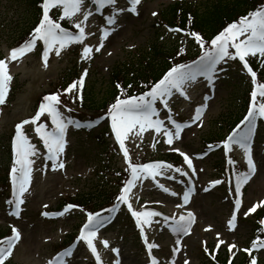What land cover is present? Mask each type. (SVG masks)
Listing matches in <instances>:
<instances>
[{
  "label": "rangeland",
  "instance_id": "rangeland-1",
  "mask_svg": "<svg viewBox=\"0 0 264 264\" xmlns=\"http://www.w3.org/2000/svg\"><path fill=\"white\" fill-rule=\"evenodd\" d=\"M172 1L176 0H141V3L136 6L138 14L129 11L120 12L117 15V23L108 25V13L111 15L114 9L105 12L103 16H97L95 7L88 0H85L87 9L92 11V16L89 17L85 29L87 36L85 42L79 45L76 50H74L73 45H67L61 50L60 56H56L54 52L51 64L44 67V62L38 57L37 48L18 60L6 59L10 55V50L14 48L15 41L23 28L34 22L36 6L31 5V3L24 4L21 0H0V57L6 59L9 73L13 77L7 93L8 101L4 108L5 111L2 112V119L0 120V180L2 178L5 180L2 185L7 186L11 183L10 176L5 178V172L1 171L5 166L10 165L11 130L15 129L17 123L30 119L35 114L39 107V95L46 91H52V85L62 78H68V74H71L70 77L76 74L72 81L78 80L83 71L87 69L88 75L85 78L84 87L80 90L82 99L73 100L74 97L70 93L69 101L67 100L71 108L74 107L73 104H78V109L70 112L65 108L61 109L65 117L78 121L77 115L74 114L83 112L81 106L85 107L87 98L94 97L95 100L101 101L102 98L106 97L109 89L108 73L113 66L124 60L134 59L138 53H141L140 51H146L147 47L154 41L167 48L179 41V36L171 34L170 31H161L158 34L154 31L153 27L155 26H152V20L155 16L152 13L160 11ZM185 1L191 2L188 4L201 7L209 0ZM116 8L127 9L129 7L123 0H117ZM53 13H55L54 16H59L62 14V9L59 11L54 9L50 15ZM76 19L79 21L82 16L78 15ZM106 27L110 30V35L103 40L104 47L96 52L95 49L101 43L102 29ZM85 45L90 46L93 51L89 54V58L82 59V50ZM230 51L234 52L235 49H230ZM235 62L236 59L227 60L223 65L230 66ZM236 68L241 69V66L232 65L231 72L235 73ZM241 72L243 73L237 74L238 79L247 73V71ZM225 73L226 69L222 73L217 72L216 76H220L217 77L218 82L216 81V83V76L212 81L207 80L205 84L203 82H190L185 86L187 98L179 93L174 94L169 99V108L177 110L176 115L169 113L168 108H165L162 103L156 105L160 114L166 113V115H159L158 117L164 121L165 127H173L169 115L178 123L190 125L183 129L181 139L174 140L171 147L179 148L190 156L194 176L190 174L191 179L189 174L181 175V173L177 174L168 170L155 179L148 177L137 182L129 193V201L134 210L155 208L167 217H175L176 219H179L181 215L187 216L191 212L195 218L191 224L190 233L184 235L172 232V220H168L170 221L169 225H163L159 223L157 217H148L151 223L144 225V231L148 243L158 245V247L151 249V255L154 258L158 255L161 256L159 264H172L173 260L176 264H184L185 260L188 261V264H202L205 257L196 245L203 239L213 244V249L216 250L217 254L226 250L224 255L226 264L230 263V257L231 262L239 261L241 253H247L248 256L253 253L256 258L264 259V253H260L263 248L253 249L251 253L244 251L245 248H250L253 241L248 230L252 226V221L249 220L251 212L247 216L244 215V212L255 201L264 197V136H261L264 135L263 130L259 131L258 135H254L255 141L251 149L256 172L244 185L245 192H242L243 189H241L242 196L239 198L242 201V207L237 212L235 227L231 229L227 223L231 218L232 211L230 202L232 195L225 187H228V183H212L220 179L222 173L219 174L218 170L223 168L221 166L216 168V160H212L213 158L209 155L210 151L202 155L204 150H198L200 140L203 137L227 135L232 131L226 127L220 129L219 124L216 123L217 121L224 122L225 115L224 117L220 115L224 110L227 116L232 115V112L237 110V103L233 98L235 96L233 92H236L237 89H235L234 82L226 83L229 79L224 75ZM247 75L250 77L249 74ZM129 86H131L129 83L124 85L126 94L131 92L132 86ZM60 92L65 94L63 88ZM202 105L206 107L203 108L200 118L193 120L196 109ZM107 106L108 104H103L102 109H100L102 111H99V114L96 112L98 118L103 117V119H99L97 123L87 128L88 130L85 129L84 124L81 128L74 125L69 126L66 135L67 144L59 157L60 161L64 163V168L57 167L53 170V167L48 164L44 153L45 149L39 148L40 138L34 131L35 126L31 124L24 126L30 141L36 146L37 153L36 156L31 157L35 160L32 165V180L28 192L25 193V202L21 205L18 217L11 214L13 213L12 204L6 198L7 192L10 190L12 192V189H1L2 192H0V227L14 226L21 234V239L11 256L12 264H48V261L56 256V252H59L54 250L53 245L59 244L64 238L67 239L73 229H77L76 235H78L87 218L84 217L85 214L71 210L59 217L57 221L48 222L46 216L42 215L43 210L56 209L63 196L66 195L86 194L93 191L95 193L97 188L102 191L106 188L105 182L115 178L117 170L125 169L126 162L115 138L112 136L111 143H109V139V141L106 140L107 142L100 144L101 139L98 134L100 128L107 123V117L104 115L107 113ZM103 111L105 113H102ZM40 122H47L45 115L42 116L41 121H38V123ZM137 132L138 128L134 129L129 133V138L124 141L131 160L136 161L145 153L149 156L157 152L171 151L170 146L164 143L166 137L154 129L148 128L139 134ZM154 144L155 147H153ZM214 148L212 147V149ZM227 154L239 157L245 167L247 166L244 151L238 145H231ZM227 154H224V150L218 153L220 158ZM136 162L138 163L140 160ZM168 177H182L183 180L180 178L174 180ZM188 179L195 182V193L189 189L187 191L184 186L181 196L175 198L170 194L177 190L175 188L185 184ZM231 180L236 182L237 177H231ZM112 182L114 185L118 183L116 180ZM158 183L168 188L169 192H164L159 188ZM185 192L189 193L190 203L184 201ZM234 193L233 196H235ZM125 207L127 209V205ZM122 209H118L116 214H122ZM117 215H115L114 222L100 228L93 241L101 258V264H150L149 258L146 259L149 250L146 248L140 233H133L126 223L127 221L115 223L117 222ZM105 240L108 242L107 247L103 243ZM177 240H180L181 243L177 244ZM221 240L224 243L217 248V244ZM229 244L237 245V248L232 249L231 253L228 249ZM75 245L73 255L65 257L66 264H97L95 257L84 241H77ZM112 249H118V252H114ZM174 249L177 251L174 252ZM142 252H145L144 256Z\"/></svg>",
  "mask_w": 264,
  "mask_h": 264
},
{
  "label": "snow or ice",
  "instance_id": "snow-or-ice-1",
  "mask_svg": "<svg viewBox=\"0 0 264 264\" xmlns=\"http://www.w3.org/2000/svg\"><path fill=\"white\" fill-rule=\"evenodd\" d=\"M91 2L96 6L97 11L107 5H111L114 11L107 17V24L115 25L117 23V15L120 12L129 11L138 14L136 6L141 3V0H129L131 7L127 9H117V0H91ZM39 8L41 9V13L38 17V22L30 33V37L19 46L12 48L9 57L6 58L7 60H18L25 54L33 51L37 47L38 41H42V60L44 62V67H47L50 52L54 51L56 56H60L61 50L67 45L71 43H84L86 39L85 29L87 27V22L89 17L92 16V11L87 9L85 0H41ZM54 9L57 11L62 9V14L55 19V13L50 15ZM78 15L82 16V19L79 21L76 19ZM152 15H156V13H152ZM65 19L73 24L78 32L74 33L62 27L60 22ZM190 21L191 17H189V22ZM112 30L114 31V29ZM176 31L181 30L176 29ZM109 35L110 30L107 27L102 29L101 43L99 47L95 49L96 52H99L100 49L104 47L103 40ZM188 35L195 38V41L200 46L201 55L197 60L192 61L191 64L174 63L156 82L148 87L147 91H144L139 96H127L123 99L117 96L114 102L109 104L107 110V115L111 118V129L115 134V141L119 144V149L123 153V158L127 163L125 171L129 172V177L124 181L123 187L115 197L116 203L112 208L108 209V211L115 212L120 208L121 204L127 205V210L131 213L132 217L135 218L136 226L140 229L141 238L144 240L146 248L149 250L150 264H158L156 258L151 255V249L158 247V245L148 243L144 225H149L151 223L148 217L160 216L161 213L156 211L134 210L129 201V193H131L138 181H142L148 177L155 179L158 175H163L168 170H174L175 172L181 173V175H187L188 173L184 172L182 168L179 167L173 169L172 164H166L163 161L143 164L132 163L124 141L129 138V133L134 129L138 128L137 134H139L148 128H152L157 133L166 137L164 143L170 146L171 151L178 152L179 155L183 157V161L189 169L193 168L192 159L188 154L181 151L179 148L171 147L174 140L181 139V132L183 129L190 125L188 123H178L169 115V120L173 127H165L164 121L158 119L160 115L156 107L158 101L162 103L165 108H168L170 113L169 99L174 94L179 93L187 98V93L185 91L186 85L195 81L199 76L206 77L207 80L212 81L217 72L223 70L222 68L218 69V66L221 65L222 62L238 58L243 65V69L250 75L253 88L250 93L251 99L247 113L232 129L228 137L221 142L225 154L229 152L230 145L233 144L243 149L248 166L247 172L237 176L234 193L237 197L234 202L235 208L231 213V218L228 220L230 229L235 227L237 212L242 207V201L239 198L242 194L241 187L243 184H246L256 172V165L252 158L250 142L255 132L257 118H264V83L258 82L257 73L250 67L246 57H259L261 59V67H264V3L254 10L249 11L246 15H242L237 20L228 23L210 41H204L201 35L195 31L188 32ZM230 49H235V51L232 52ZM184 50L185 49L181 48L177 55ZM92 51L93 49L90 46L85 45L82 50L81 58H89V54ZM6 59H0V105L6 102L9 86L13 79L9 73ZM87 75L88 70L85 69L78 80L72 81L67 88L64 89V92L71 93L76 99H82L80 90L84 87ZM116 87L120 88V85L117 84ZM61 105L62 101L59 94L52 93L45 95L38 109L35 111V114L30 117V119L22 120L15 125V134L12 140L13 160L10 171L13 199L9 201V203L14 204L16 210L11 213L12 215L17 217L20 215V205L25 202L24 196L25 193L28 192L32 180V165L35 163V160L31 159V157L36 156L37 153L35 144L30 141L24 130L25 125L31 124L35 126L34 131L36 135L43 141L44 147L48 151L47 159L53 162V170L57 167L64 168V163L59 160V157L64 152L67 144L66 135L68 128L70 125L79 128L80 123L65 117L64 113L61 111ZM204 107L206 106L202 105L200 108L196 109V115L193 117V120L200 118ZM68 111H71V109H68ZM45 114H47V118L51 121V127L44 122L38 123ZM99 119H103V117L91 123H97ZM153 147H155V144ZM212 147V145H209V150H211ZM228 163L233 164L234 161L229 159ZM168 178L173 179V177ZM212 183L219 184L220 181L216 180ZM157 186L164 192H169V189L164 187L163 184L158 183ZM170 194L176 195L175 192H171ZM183 198L187 203L189 200V193L185 192ZM260 205H264V200H261L257 204H253L244 212V215L247 216L250 212H254ZM77 207L79 206L67 204L61 212L55 213V215L62 216L71 209ZM81 211H84V209H81ZM42 215L47 217L52 214L44 212ZM86 216L87 220L81 227L76 239L84 241L95 257L97 264H101V258L93 241L97 237L101 226L105 224L106 218H101L100 214L96 212H87ZM169 219L174 221L171 228L173 233L184 235L190 233L191 224L194 222V216L191 212H189L187 216L181 215L179 219L175 217H164L165 222ZM260 224L264 225V218L260 220ZM217 235L219 236V233ZM20 239L21 234L19 230L13 226L11 228V235L0 241V264H5L13 255V250ZM257 241H259V243H257ZM103 243L105 247L108 246L106 240L103 241ZM176 243L180 244L181 242L177 240ZM222 243H224V241H219L217 248ZM75 247L76 245L73 243L62 252H58L55 257L48 261V264H66L65 257H71ZM234 248H237L236 244L228 245L230 253ZM261 248H264V240H261L259 236H257V238L251 242L250 248H245L244 251L251 253L253 249ZM112 251L118 252V249H112ZM173 251L176 252L177 249ZM204 251L207 252L208 249L205 248ZM232 255H235V253H232ZM229 261L231 264V257ZM172 264H176L175 260L172 261ZM184 264H188V261L185 260ZM249 264H257L255 255H250Z\"/></svg>",
  "mask_w": 264,
  "mask_h": 264
},
{
  "label": "trees",
  "instance_id": "trees-1",
  "mask_svg": "<svg viewBox=\"0 0 264 264\" xmlns=\"http://www.w3.org/2000/svg\"><path fill=\"white\" fill-rule=\"evenodd\" d=\"M22 1H24L26 4H39L38 1L40 0ZM262 3H264V0H209L204 3L203 6L199 7L183 2H175L162 11V13L159 15V20L162 24L168 26H177L181 28L186 27L187 31H195L200 32L205 36H213L217 34V30L220 29L225 23L238 19L242 15H246V13L254 10ZM189 17H191L190 22ZM34 24L35 23H33V25ZM28 30L25 31V34H27ZM157 30L160 29L157 28ZM25 34H20V38L23 37L24 39ZM177 53L178 51L175 48L164 49L163 47H160L154 43L151 47H148L146 51L138 53L134 59L130 60L131 62H123L122 64L117 65L110 73L108 80L109 89L106 93V97L102 98L101 101L95 100L94 97L87 98L88 102L86 101L85 104V109L87 111L85 112L92 113V111L102 109V105L104 103L115 99L117 96H120V98H126L127 94L124 89V85L127 83L131 84V86L135 88L134 94L129 96H134L147 91L148 87L156 82V80L160 77L159 75L165 69H167L170 65L181 61V56L177 55ZM125 68L129 70L128 72L130 75L124 72ZM261 76L264 81L263 71H261ZM117 84L120 85V88L116 87ZM134 88L132 90H134ZM245 95L246 87L243 88L241 96L244 97ZM81 117H85V115L82 114ZM238 118L239 117H236L235 115L233 120H228L227 124H224L227 126H230L231 124L233 125L238 120ZM224 124L222 128L225 126ZM221 138L222 136L220 134L217 137H215V135H209L204 137L203 143L217 142V139L219 140ZM4 181V178L0 180V192L2 191L1 189L5 188V186L2 185ZM111 193V186H106V188H104L102 191H99L97 188L95 193L93 191L92 193L77 194L71 197L69 201L75 205H78V208L93 211L107 205L108 202L111 203V196L113 197ZM260 215L262 214L259 213L258 218ZM258 232L260 234H264L261 229H259ZM3 234L5 233H3L0 229V237Z\"/></svg>",
  "mask_w": 264,
  "mask_h": 264
}]
</instances>
